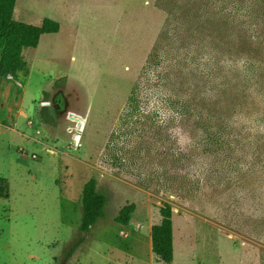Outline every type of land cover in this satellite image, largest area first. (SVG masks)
Wrapping results in <instances>:
<instances>
[{"label":"rangeland","instance_id":"374dc122","mask_svg":"<svg viewBox=\"0 0 264 264\" xmlns=\"http://www.w3.org/2000/svg\"><path fill=\"white\" fill-rule=\"evenodd\" d=\"M46 18L60 31L23 51L28 75L0 76V264H57L80 240L63 264H163L150 228L165 203L171 264H264V23L217 39L205 20L193 26L215 54L255 72L246 82L227 71L192 92L233 124L230 147L208 154L193 121L144 100L167 20L157 0H16L15 21ZM134 88L139 112L128 106ZM53 102L47 124L40 110ZM92 177L107 204L83 234L80 190ZM126 204L135 205L129 227L114 222Z\"/></svg>","mask_w":264,"mask_h":264},{"label":"trees","instance_id":"16d2710c","mask_svg":"<svg viewBox=\"0 0 264 264\" xmlns=\"http://www.w3.org/2000/svg\"><path fill=\"white\" fill-rule=\"evenodd\" d=\"M14 4L16 5V0H0L1 77L28 75L23 51L37 48L42 36L60 31V24L52 19H43L39 26L13 20ZM157 6L165 12L167 20L159 44L147 62L146 69L152 67L153 73L149 76L145 70L147 77L143 85V96L146 97L144 100L151 99L155 102L154 111L157 114L166 112L180 122L193 121V126L203 135L202 146L205 151L208 154L218 153L219 150L230 147L231 140L227 138V133L233 124L229 118L225 119L226 115L222 110L215 111L214 105L212 108L206 107V98H198L199 95L195 97L192 92L196 87H205L207 83L212 82L216 86L227 71L234 72L237 78H242L243 74V80L252 82L255 79V75H252L255 74L252 73L254 65L239 59L226 61L220 54H215L208 44L210 42L202 40L193 26L198 23L196 20H205V26L215 33L211 35L213 39L222 35L228 26L250 32L264 23V0H157ZM194 9L202 13L199 15ZM207 11L214 15L212 20H207ZM181 29L186 33H180ZM58 83L59 80L55 87ZM43 95L48 97L46 92ZM140 97L139 91L134 88L128 100L131 111H140ZM40 116L47 124L54 121L52 109L48 106L41 108ZM80 191L82 217L79 229L87 234L104 217L107 199L97 190V181L93 177ZM134 211V204H126L114 217V222L128 226ZM172 215L171 206L163 204L160 208V223L150 228L151 252L163 264H171L174 257ZM81 243L82 240L75 243L65 254L63 261L57 264L68 262Z\"/></svg>","mask_w":264,"mask_h":264},{"label":"flooded vegetation","instance_id":"af4514ba","mask_svg":"<svg viewBox=\"0 0 264 264\" xmlns=\"http://www.w3.org/2000/svg\"><path fill=\"white\" fill-rule=\"evenodd\" d=\"M57 102H53L52 104H50V105H48V107H50L51 109H52V115L55 117V111H56V107H57V104H56ZM69 115H70V113H69ZM69 118H71L72 119V117L70 116Z\"/></svg>","mask_w":264,"mask_h":264},{"label":"crops","instance_id":"0c3cea01","mask_svg":"<svg viewBox=\"0 0 264 264\" xmlns=\"http://www.w3.org/2000/svg\"><path fill=\"white\" fill-rule=\"evenodd\" d=\"M14 6H15V4H14ZM13 10H14V8H13ZM13 13V12H12ZM12 19H13V14H12ZM14 20V19H13ZM57 34H59V32L57 33ZM57 34H53V35H57ZM47 106V105H46ZM131 224H129L128 225V227L130 226Z\"/></svg>","mask_w":264,"mask_h":264},{"label":"water","instance_id":"95a60500","mask_svg":"<svg viewBox=\"0 0 264 264\" xmlns=\"http://www.w3.org/2000/svg\"><path fill=\"white\" fill-rule=\"evenodd\" d=\"M47 104H45L44 106H46ZM73 120H75L73 117H72ZM76 121V120H75Z\"/></svg>","mask_w":264,"mask_h":264},{"label":"bare ground","instance_id":"6f19581e","mask_svg":"<svg viewBox=\"0 0 264 264\" xmlns=\"http://www.w3.org/2000/svg\"><path fill=\"white\" fill-rule=\"evenodd\" d=\"M78 138V137H77Z\"/></svg>","mask_w":264,"mask_h":264}]
</instances>
